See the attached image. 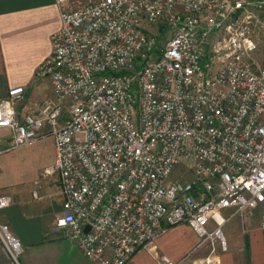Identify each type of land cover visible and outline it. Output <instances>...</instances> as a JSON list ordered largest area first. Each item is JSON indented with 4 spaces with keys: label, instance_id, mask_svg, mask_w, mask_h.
I'll return each mask as SVG.
<instances>
[{
    "label": "built area",
    "instance_id": "built-area-1",
    "mask_svg": "<svg viewBox=\"0 0 264 264\" xmlns=\"http://www.w3.org/2000/svg\"><path fill=\"white\" fill-rule=\"evenodd\" d=\"M56 4L61 26L36 73L52 95L23 116L24 86L0 98L9 149L53 139L55 229L97 264L140 249L158 264H220L223 225L264 203V0ZM11 201L0 195V209ZM180 223L198 242L174 262L156 242ZM0 242L18 264L1 223Z\"/></svg>",
    "mask_w": 264,
    "mask_h": 264
},
{
    "label": "crops",
    "instance_id": "crops-1",
    "mask_svg": "<svg viewBox=\"0 0 264 264\" xmlns=\"http://www.w3.org/2000/svg\"><path fill=\"white\" fill-rule=\"evenodd\" d=\"M60 26L56 0H0V98L6 96L9 88L24 86V98L17 106L19 116L52 95L50 81L40 80L36 73L51 54V35ZM10 135L8 128H0V195H9L12 200L4 208L0 223L8 226L20 242L18 264H97L55 229V220L62 213L59 179L57 175L43 174L55 157L53 139L45 137L9 149ZM25 155L35 163L29 171L23 165L28 159ZM239 224L242 244L230 257L232 260L223 262L228 248L222 252L220 264H257L250 258L249 235L262 230L259 227L244 230L241 221ZM168 230L158 238L156 246L158 253L176 262L196 245L198 236H191L181 253L169 255L161 250ZM0 264H14L4 253L1 242ZM129 264L158 262L146 249H140Z\"/></svg>",
    "mask_w": 264,
    "mask_h": 264
},
{
    "label": "rangeland",
    "instance_id": "rangeland-1",
    "mask_svg": "<svg viewBox=\"0 0 264 264\" xmlns=\"http://www.w3.org/2000/svg\"><path fill=\"white\" fill-rule=\"evenodd\" d=\"M93 0H70L73 4L86 3ZM256 57L259 62L264 59V42L261 44L258 52L256 53ZM40 80H44L47 78H39ZM24 158H28L27 161L23 164L25 168L29 171L31 170V166L35 165L33 159L24 156ZM175 175V174H173ZM5 212L4 208L0 209V222L3 221L2 214ZM264 218V203L260 204L250 215L248 218H243L240 216H234L230 218L223 225V234L225 236L227 242L228 250L224 253L223 262L232 260L230 257L236 254L239 248V245L242 244L243 236L241 230L239 228V223L243 225L244 230H251L256 227H259L261 220ZM195 233L192 229L184 223H180L170 227L168 232L165 234L166 242L161 248L162 251L167 252L169 255L181 253L183 249H185L191 239V236H194ZM263 232L260 230L252 232L250 237L251 244V261H255L257 264H264V240H263ZM157 243V242H156Z\"/></svg>",
    "mask_w": 264,
    "mask_h": 264
},
{
    "label": "water",
    "instance_id": "water-1",
    "mask_svg": "<svg viewBox=\"0 0 264 264\" xmlns=\"http://www.w3.org/2000/svg\"><path fill=\"white\" fill-rule=\"evenodd\" d=\"M87 229H88V227L85 230H87Z\"/></svg>",
    "mask_w": 264,
    "mask_h": 264
}]
</instances>
